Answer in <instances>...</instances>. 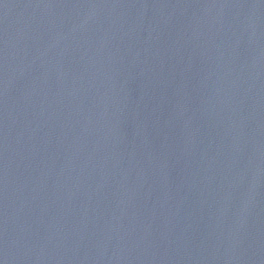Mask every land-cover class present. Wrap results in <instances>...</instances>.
Returning a JSON list of instances; mask_svg holds the SVG:
<instances>
[{
	"label": "water",
	"instance_id": "water-1",
	"mask_svg": "<svg viewBox=\"0 0 264 264\" xmlns=\"http://www.w3.org/2000/svg\"><path fill=\"white\" fill-rule=\"evenodd\" d=\"M0 264H264V0H0Z\"/></svg>",
	"mask_w": 264,
	"mask_h": 264
}]
</instances>
